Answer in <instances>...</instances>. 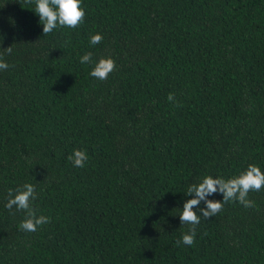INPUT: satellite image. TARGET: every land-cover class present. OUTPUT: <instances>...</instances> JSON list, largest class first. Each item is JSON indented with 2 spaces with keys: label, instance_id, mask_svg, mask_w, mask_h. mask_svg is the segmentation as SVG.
<instances>
[{
  "label": "trees",
  "instance_id": "1",
  "mask_svg": "<svg viewBox=\"0 0 264 264\" xmlns=\"http://www.w3.org/2000/svg\"><path fill=\"white\" fill-rule=\"evenodd\" d=\"M81 6V25L44 35L33 3L0 0V264H264V188L175 244L188 186L264 171V0ZM87 52L115 60L106 80L80 63ZM25 183L50 217L35 232L5 207Z\"/></svg>",
  "mask_w": 264,
  "mask_h": 264
},
{
  "label": "clouds",
  "instance_id": "2",
  "mask_svg": "<svg viewBox=\"0 0 264 264\" xmlns=\"http://www.w3.org/2000/svg\"><path fill=\"white\" fill-rule=\"evenodd\" d=\"M35 5L32 9L40 18L43 25V34L51 33L57 27L77 28L84 22L85 9L81 6L82 0H28ZM102 34L96 33L90 36L91 45L95 46L101 43ZM4 51L11 55L13 49L11 46L4 48ZM4 53H0V71L7 70L9 65L3 59ZM81 64H93L90 76L98 80H106L115 68V60L111 57H101L98 62L93 61V54L87 52L80 57ZM168 100L175 102L174 94L169 93ZM180 105L177 103V107ZM68 160L74 167L82 168L88 160L87 152L76 149ZM264 188V171L256 164H249L246 171H242L238 176L232 178H214L207 175L202 178L201 182L193 183L187 187L185 194L192 196L185 201L182 211L179 214L181 224L190 225L188 232L183 234L182 239H177L175 244L191 246L195 243L197 228L200 223L201 215L204 218H211L223 210L224 204L230 201H239L245 208H251L255 201L248 198L250 191L259 192ZM221 193L223 200L208 199L215 193ZM35 186L31 183H25L13 191L9 189L8 200L5 207L11 212L13 207L16 211L26 213V218L22 220L19 227L27 232H35L38 226L50 222V217L36 215V211L31 205V201L36 199ZM205 206L200 207L201 202ZM199 209L200 215L195 209ZM15 214V213H13Z\"/></svg>",
  "mask_w": 264,
  "mask_h": 264
}]
</instances>
